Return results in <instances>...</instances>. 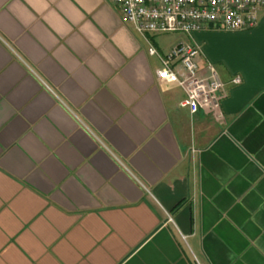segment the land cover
Returning a JSON list of instances; mask_svg holds the SVG:
<instances>
[{
  "label": "crops",
  "instance_id": "0c3cea01",
  "mask_svg": "<svg viewBox=\"0 0 264 264\" xmlns=\"http://www.w3.org/2000/svg\"><path fill=\"white\" fill-rule=\"evenodd\" d=\"M186 38L111 0H0V264H264V6L190 37L220 116L158 80L150 45Z\"/></svg>",
  "mask_w": 264,
  "mask_h": 264
},
{
  "label": "built area",
  "instance_id": "2783aa9c",
  "mask_svg": "<svg viewBox=\"0 0 264 264\" xmlns=\"http://www.w3.org/2000/svg\"><path fill=\"white\" fill-rule=\"evenodd\" d=\"M111 1L122 8L123 20L141 34L179 33L188 37L165 54L150 45L149 52L162 60V67L157 71L158 80L183 88L185 97L180 104L191 114L204 110L220 116L226 83L213 63L200 66L202 47L190 37L212 24L231 31L255 27L264 0ZM232 81L240 83L241 77L235 76Z\"/></svg>",
  "mask_w": 264,
  "mask_h": 264
},
{
  "label": "rangeland",
  "instance_id": "374dc122",
  "mask_svg": "<svg viewBox=\"0 0 264 264\" xmlns=\"http://www.w3.org/2000/svg\"><path fill=\"white\" fill-rule=\"evenodd\" d=\"M171 36V35H170ZM169 37V36H168Z\"/></svg>",
  "mask_w": 264,
  "mask_h": 264
}]
</instances>
